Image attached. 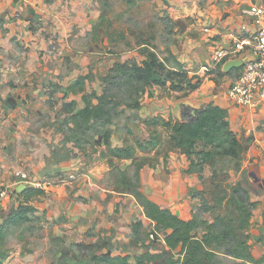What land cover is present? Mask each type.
I'll return each mask as SVG.
<instances>
[{
	"label": "crops",
	"instance_id": "0c3cea01",
	"mask_svg": "<svg viewBox=\"0 0 264 264\" xmlns=\"http://www.w3.org/2000/svg\"><path fill=\"white\" fill-rule=\"evenodd\" d=\"M256 2L257 0H168L166 5L158 0L159 16H165L172 27L174 55L185 66L189 75L198 74L203 78L197 90L185 91L184 95L173 90H168V95H161L159 86L152 87L151 95L145 93L141 100V118L150 121L142 122V126L148 131L152 129L162 134L158 144L152 143V136L143 133L145 130L141 133L143 137L120 130L106 136H95L94 147L84 151L75 149L71 157H55L52 151H48L34 159L31 153L28 156L17 153L18 136L23 131L21 128L11 129V126L18 115L19 119L23 115L17 111L19 106L14 102L17 92H30L42 76L46 77L49 73L57 76L61 72L59 67L52 68L50 62H44L43 57L40 58L38 54L43 48V24L47 25L51 19H55V25L61 21L64 30L61 32L62 40L66 37L77 42L84 39L87 32H94L93 26L98 24L96 22L100 15L94 12L90 15L92 1L87 0H83L78 6L80 14L74 19L56 16V6L45 4L44 0H0V187L9 191V197L2 206L5 208L3 211L0 209V224L20 207L29 206L33 210L29 214L28 223L33 220L39 223L38 228L33 231L36 230L38 234L37 242L41 241L39 246L22 241L7 247L8 256L0 252L2 264H84L77 251L91 246L102 249L96 250L94 255L98 257L105 254L128 257L130 264H136L137 258L146 252H156L147 248L143 253H135L138 249L132 242L139 243L140 247L143 240L146 244L149 243L145 233L154 226V222L147 217L134 194L123 189L113 179L116 172L125 174L136 169V166L139 167L137 171L141 190L152 202L162 209L170 210L184 221L194 218L200 201L193 192L204 189L203 181L199 174L188 173L190 160L182 149L169 142L165 129L166 126L174 127L176 123L183 122L189 111L194 116L197 110L209 104L227 110L231 126V116L237 112L247 120L259 116L255 110L241 108L228 99L227 91L233 81L231 76L221 75L219 71H202L205 65L212 69L216 49H231L236 38L248 36L254 31L253 19L245 11ZM82 11L86 12L85 16ZM68 19L71 21H64ZM35 24L41 28L33 30ZM74 27L80 30L79 33H70L71 37H68V31ZM62 49L74 53L76 66L80 67L79 70L76 68L70 72V79H67L71 82H68L64 91L66 96L69 92L72 95L82 93L77 100L78 109L75 110L79 113L87 105L85 97H89L85 91L90 76L86 65L90 64L91 56L81 59L83 57H80L79 51V55L74 51V45L71 47L63 44ZM93 52L89 54H94ZM230 61L235 60L230 59L228 62ZM114 65H109V69ZM80 79H83L82 84L79 83ZM94 88L95 92H99L100 83L95 84ZM63 103L61 100L60 108L65 113ZM68 107L74 109L73 106ZM65 116L66 114L63 115ZM251 129L249 127L248 133ZM44 135L47 137V134ZM125 148L132 152L130 158L116 155L115 151ZM254 166L259 168L263 184L264 165ZM137 171L135 170L136 173ZM19 173L27 174L31 185H26ZM70 176H74V180H70ZM249 176V183L253 184L254 178L251 174ZM44 180L51 183L44 189H38L44 192L42 195L28 198L22 194L25 190L17 192L20 186L37 189L33 185ZM261 188L264 189V184ZM263 192L264 190L261 194ZM253 201L255 208L248 240L251 257L248 261L235 259L242 264H253L264 259V193L254 195ZM26 224L22 225L24 227L21 231L29 229ZM136 224L139 226L135 227ZM135 229L137 234L134 233ZM12 230L14 229L7 232ZM5 234L3 238L6 237ZM34 236L31 235V238ZM50 243L54 245V252L46 258V244ZM160 243L162 249L169 250L164 238ZM124 246L131 247L133 253L117 251Z\"/></svg>",
	"mask_w": 264,
	"mask_h": 264
},
{
	"label": "rangeland",
	"instance_id": "374dc122",
	"mask_svg": "<svg viewBox=\"0 0 264 264\" xmlns=\"http://www.w3.org/2000/svg\"><path fill=\"white\" fill-rule=\"evenodd\" d=\"M82 1L44 0V3L56 6V16H69V18L73 17L74 19L76 15L80 14L78 6L81 5ZM87 1H92L90 15L94 12V14L100 16L96 22V24L98 23L96 27L93 26L94 32L93 30L90 34L87 32L84 39L72 42V38L68 40L65 37L62 40L63 23L60 21L55 25V19L49 20L47 25L43 24L45 27L42 26L43 48L38 51V54L40 58L43 57L44 62L48 60L51 66H53L52 68L59 67L61 72L57 76L54 73H49L46 77L42 76L40 81L36 82L38 86L35 84L30 92L25 94L17 92L14 102L19 106L17 111L23 114L20 119L18 115L14 125L11 126V129L16 130L17 128H21L23 131L18 136L17 153L27 156L31 153L34 159L45 155L48 151H52L51 153L55 157H71L75 149L84 151L85 149L94 147L95 136L99 134L106 136V134H112L120 130L128 134H132V132L137 133L140 137H143L141 133L145 130L146 132L143 133H148V135L152 136V143L158 144V140L162 134L154 132L152 129L150 131L147 128L144 129L142 122L150 121V119L141 118V108L143 107L141 100L146 95V92L150 95L153 93L152 87L141 86L144 91L139 92L133 88L124 86L117 80L107 78L108 71L112 69H109V65L113 66L117 62L124 63L125 61L142 64L147 59L149 52L156 53L163 65V68L159 71L167 81L166 86L159 88L161 95H168V90H171L170 87L172 85H178L180 88L186 89L185 85L189 84V80L191 81L192 78H202L198 74H195V76H193L194 74H182V69L178 65L176 61L177 57L172 50V27L167 22L165 16H159L158 11L160 8L158 7V0ZM162 1L166 5L168 4V0ZM256 4L264 6V0H257ZM67 6L69 7L66 8ZM82 14L85 16L86 12L82 11ZM15 18L17 19L18 17L15 16ZM64 21L69 22L71 19ZM33 26V30L41 28L37 27L36 24ZM79 31L75 27L72 28L68 31V37H71L70 33L77 34ZM96 36L97 38L95 39ZM63 44L71 45V47L74 45V51L78 55V51L80 52V57H83L81 59H87V57L91 56L89 60L91 61L90 64L88 63L87 67L85 66L88 70L87 72L90 73V76H88V86L87 89L85 88V91L89 95V101L92 106L101 105L100 102L102 100L108 103L106 105L109 112L108 119L103 118L90 121L86 127H83L81 126L83 121L75 117L77 115L75 110L78 109L77 100L81 98L82 93L72 95L69 92L66 96L64 91L68 86V82H71L69 80L70 72L76 70V68L79 70L80 67L76 66L77 60L74 53L69 50L67 52L63 49L61 50ZM92 52L94 54H89ZM202 71L204 72L203 69ZM237 74L238 72L234 73L231 75V78L234 79L237 77ZM193 82L195 81L193 80ZM99 83L100 91L96 90L99 93L97 95L94 85H99ZM180 92L182 95L186 93L185 90H181ZM61 100L64 102L63 110L65 113L61 112ZM68 105L73 106L74 109H71ZM253 110L259 116L250 117L248 120L244 119V115L242 116L238 112L231 116V122L233 123L231 127L236 131L241 143L239 158L234 160L216 157L203 165L201 179L204 189L193 192L194 196L200 201V206L197 208L194 216H197L200 220H206L211 223L218 216H229L234 220V224H238L240 216L238 207L240 202L235 196V190L239 186H242L246 190L251 191L249 193L252 202H254V195H262L261 191L264 189L259 187L254 179L253 184H250L243 176L244 169H247L248 174L251 172L252 166L264 165V105ZM64 114H66L65 117H63ZM193 114L192 111H189L184 117V121L193 120L196 113L194 116ZM130 126L132 128H129ZM249 127H252V129L248 133ZM166 128L169 142L173 143V126H166ZM44 134H47V137ZM67 145H69V148L66 147ZM202 148V145H198V149L201 150ZM122 150L128 151L130 149L125 148ZM123 154H126V152H123ZM138 168L136 166V169L133 168L125 174L116 172L113 175V179L120 183L123 189L134 192L137 184L135 170L137 171ZM25 175L28 178L27 174ZM249 178L251 179L250 176ZM243 181L245 184H242ZM245 206L247 207V205ZM4 208L5 206L2 208V211ZM207 208L208 210L204 211ZM0 214L2 213L0 212ZM38 226L39 223L33 220L32 223L26 224V227H29L26 231H21L22 227H24L21 226L19 228H12L14 229L12 232H6L5 239L2 238L0 240V252H2V255L8 256L7 247L11 245L15 246L18 242L22 241H28L29 244L39 246L41 241L37 242L39 241L37 238L38 234H36V230L33 231ZM153 230L154 226H151L145 233L146 240L149 243L146 244L145 240H143L140 247L139 243L132 242L136 246V249H138L135 253L140 254L147 250V248L151 249L156 252L146 253L156 256L158 264H166V260L173 254L169 250L162 249V244L160 243L163 239L162 237L161 239L150 238V233ZM249 231L248 235L250 238ZM198 232L201 235L202 230L200 229ZM31 235L35 236L31 238ZM240 235L242 236L243 233ZM53 246V243L46 244V258H49V254L50 256L53 255ZM130 248L124 246L118 248L117 251L121 250L122 253L132 252ZM140 248L144 250L141 251ZM100 249L93 246L80 248L77 251L78 257L81 258L84 264H94L95 258L98 257L94 254L96 250ZM224 252V249H221L218 253L219 264H242L232 257L226 256ZM131 263H134V261H131ZM58 264L66 263L60 262Z\"/></svg>",
	"mask_w": 264,
	"mask_h": 264
},
{
	"label": "trees",
	"instance_id": "16d2710c",
	"mask_svg": "<svg viewBox=\"0 0 264 264\" xmlns=\"http://www.w3.org/2000/svg\"><path fill=\"white\" fill-rule=\"evenodd\" d=\"M176 61L182 69V74H189L185 66L178 59ZM161 68L163 65L157 54L149 52L147 59L142 64L117 62L108 71L107 78L117 80L124 86L141 92L144 91L142 87L145 86L163 87L167 85V81L159 71ZM239 70L240 68L225 73L220 66L218 71L221 75L231 76ZM82 80L80 79V84L83 83ZM193 80L196 82L193 83ZM201 82L200 78H192L191 81L189 80V84L185 85L186 89L180 88L178 85H172L170 89L173 91H193L199 88ZM84 100L87 105L75 116L83 121L81 126L86 127L90 121L109 118L106 101L102 100L101 105L92 106L89 97H85ZM173 131V143L177 148L183 150L191 162L188 171L190 174L197 173L202 177L203 165L216 157L236 160L240 156L241 143L238 135L232 130L228 112L217 105L209 104L197 110L193 120L176 123ZM198 145H202L203 148L198 149ZM115 152L116 155H125L126 158L132 156L130 150L118 149ZM136 183L132 193L144 208L147 217L154 222L156 230L164 237L166 246L173 254L166 260V264H219L218 253L221 249H224L226 256L238 261L250 259L248 231L251 227L255 203L252 202L249 191L244 187L239 186L235 190V196L240 202L238 207L240 216L238 224H234V220L229 216H218L211 223L200 220L197 216L189 221H184L170 210L162 209L147 197L141 190L138 171ZM22 194L29 198L42 195L44 192L29 188ZM32 210L29 206L20 207L18 211L5 219L0 226V240L7 230L30 222L29 214ZM207 210L208 208L204 209V211ZM137 226L139 225L136 224L135 227ZM200 229L202 230L201 235L198 232ZM137 232L135 229L134 233L137 234ZM241 233H243L242 236ZM156 259L157 257L154 255L144 254L137 258L136 264H158ZM0 264H2L1 261ZM94 264H130V262L128 257H113L110 254H105L95 258ZM253 264H264V259Z\"/></svg>",
	"mask_w": 264,
	"mask_h": 264
},
{
	"label": "built area",
	"instance_id": "2783aa9c",
	"mask_svg": "<svg viewBox=\"0 0 264 264\" xmlns=\"http://www.w3.org/2000/svg\"><path fill=\"white\" fill-rule=\"evenodd\" d=\"M245 14L253 19L254 31L248 36L236 38L231 49H216L212 69L205 65L203 70L204 72L218 71L220 66L224 69V65L230 59L242 60L243 64L227 91V97L241 108L256 109L264 105V6L253 4L245 11ZM241 56L244 58L242 59ZM19 175L23 176L26 185L28 183L31 185L25 174L19 173ZM69 179L74 180V176H70ZM61 180L65 181L64 178ZM50 183L44 180L33 186L44 189ZM8 197V189L0 187V208ZM161 237L164 238L154 225L150 238L161 239Z\"/></svg>",
	"mask_w": 264,
	"mask_h": 264
},
{
	"label": "water",
	"instance_id": "95a60500",
	"mask_svg": "<svg viewBox=\"0 0 264 264\" xmlns=\"http://www.w3.org/2000/svg\"><path fill=\"white\" fill-rule=\"evenodd\" d=\"M242 64H243L242 60L230 61V62H228V63L225 64V66H224V71H225L226 73H228V72H230V71L233 70V69H238V68H240V67L242 66ZM249 174L252 175V177L254 178V180H255L256 183L261 184L262 179H261V176H260L259 168H258L257 166H252V168H251V172H250ZM243 176H244V178H245L246 180L249 181V176H248V174H247V169L244 170V175H243ZM242 184H243V182H242ZM263 184H264V181H263ZM26 189H27L26 186H20V187L18 188L17 192H18V193H21L23 190H26ZM263 193H264V192H263ZM263 193H262V194H263ZM0 226H1V224H0Z\"/></svg>",
	"mask_w": 264,
	"mask_h": 264
},
{
	"label": "flooded vegetation",
	"instance_id": "af4514ba",
	"mask_svg": "<svg viewBox=\"0 0 264 264\" xmlns=\"http://www.w3.org/2000/svg\"><path fill=\"white\" fill-rule=\"evenodd\" d=\"M257 184H258L259 187H263V184H259V183H257Z\"/></svg>",
	"mask_w": 264,
	"mask_h": 264
}]
</instances>
